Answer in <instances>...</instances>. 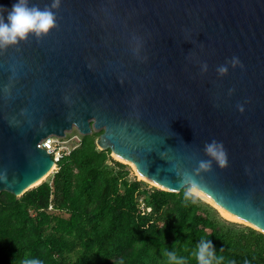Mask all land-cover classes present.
<instances>
[{"label":"water","instance_id":"water-1","mask_svg":"<svg viewBox=\"0 0 264 264\" xmlns=\"http://www.w3.org/2000/svg\"><path fill=\"white\" fill-rule=\"evenodd\" d=\"M13 2L0 0V18ZM26 2L55 25L0 46V191L43 181L44 138L100 132L97 148L144 179L179 192L191 175L222 214L264 233V0ZM213 140L224 167L205 151Z\"/></svg>","mask_w":264,"mask_h":264},{"label":"trees","instance_id":"trees-1","mask_svg":"<svg viewBox=\"0 0 264 264\" xmlns=\"http://www.w3.org/2000/svg\"><path fill=\"white\" fill-rule=\"evenodd\" d=\"M100 132L81 135L51 176L20 196L0 191V264H168L175 251L197 264L201 238L213 264H264V233L217 215L199 197L149 186L100 150Z\"/></svg>","mask_w":264,"mask_h":264},{"label":"clouds","instance_id":"clouds-1","mask_svg":"<svg viewBox=\"0 0 264 264\" xmlns=\"http://www.w3.org/2000/svg\"><path fill=\"white\" fill-rule=\"evenodd\" d=\"M59 6V0H53L52 8ZM0 8L4 6L0 5ZM55 25V14L49 9H39L36 6L29 7L26 0H14L6 16L0 18V46L16 42L17 39H23L27 33L33 32L38 37ZM233 66H243L238 57L231 58ZM227 71L225 65L218 68L219 73ZM243 111L242 106L239 108ZM205 151L212 157L218 166L224 167L228 163L227 151L220 141L213 140L205 145ZM211 160H202L199 162L200 169H209ZM0 183H10L7 178L6 171H0ZM183 183L188 187L183 192V197L193 202L199 197V190L204 189L205 186L191 175H185ZM215 250L208 238H201L196 245L194 255L197 264H213ZM168 264H183V257H178L175 251H164ZM21 264H42V261L37 258H24Z\"/></svg>","mask_w":264,"mask_h":264},{"label":"built area","instance_id":"built-area-1","mask_svg":"<svg viewBox=\"0 0 264 264\" xmlns=\"http://www.w3.org/2000/svg\"><path fill=\"white\" fill-rule=\"evenodd\" d=\"M73 130L75 129L66 132L63 137L50 135L38 144V146L45 148L51 154L54 169L57 168V162L59 159L63 155L68 154L80 141L81 134L77 130H75L76 132H73ZM70 133L72 134L69 135Z\"/></svg>","mask_w":264,"mask_h":264},{"label":"rangeland","instance_id":"rangeland-1","mask_svg":"<svg viewBox=\"0 0 264 264\" xmlns=\"http://www.w3.org/2000/svg\"><path fill=\"white\" fill-rule=\"evenodd\" d=\"M73 132H76L75 130H73ZM72 133H70L69 135H71ZM110 156L114 159V160H117L119 162H122L124 163L127 168L129 169V176L130 178L131 177H136L137 179H140V180H143L145 181L149 186H155V187H160L159 185L155 184L154 182L152 181H149V180H146L140 176H138V174L136 173L135 169H134V166L130 163V162H127L123 159H119V158H116L111 152H110ZM54 167L52 168V170H50V172L48 174H46L41 180H45L46 178H48L49 176H51L52 172L54 171ZM201 200H203L204 202L210 204L217 212V215L220 217V218H223L229 222H233L235 223L236 225H243V226H250L252 227L250 224H247V223H244V222H241V221H238V220H231V219H227L226 217H224L211 203H209L208 201L204 200L203 198L199 197ZM253 228V227H252Z\"/></svg>","mask_w":264,"mask_h":264},{"label":"bare ground","instance_id":"bare-ground-1","mask_svg":"<svg viewBox=\"0 0 264 264\" xmlns=\"http://www.w3.org/2000/svg\"><path fill=\"white\" fill-rule=\"evenodd\" d=\"M116 158H119L118 156H116V155H114ZM54 167V165H52V167H51V169L50 170H52V168ZM50 172V171H49ZM48 172V173H49ZM137 173V172H136ZM138 174V173H137ZM138 176H140V177H142L140 174H138ZM143 178V177H142ZM42 179V178H41ZM40 179V180H41ZM40 180H38L37 182H39ZM146 180H148V179H146ZM149 181H151V180H149ZM37 182H35V183H37ZM153 182V181H152ZM155 183V182H154ZM155 184H157V183H155ZM158 185V184H157ZM199 197H201L200 195H199ZM201 198H203L204 200H206V201H208V202H210L208 199H206V198H204V197H201ZM216 207V206H215ZM216 209L220 212V210L216 207ZM221 213V212H220ZM222 214V213H221ZM224 217H226L227 219H231V220H238V221H241V222H244V223H248V222H246V221H244V220H242V219H240L239 217H228V216H226V215H224V214H222Z\"/></svg>","mask_w":264,"mask_h":264}]
</instances>
